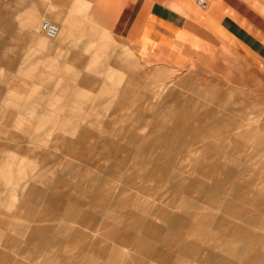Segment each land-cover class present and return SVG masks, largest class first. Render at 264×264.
Listing matches in <instances>:
<instances>
[{"label":"crops","instance_id":"1","mask_svg":"<svg viewBox=\"0 0 264 264\" xmlns=\"http://www.w3.org/2000/svg\"><path fill=\"white\" fill-rule=\"evenodd\" d=\"M81 2H87L93 7L95 16L100 18L98 24L111 38H122L130 46L138 47L140 61L161 72L164 82L177 69L208 64L212 72L218 74L214 82L223 79V73H226L225 79L228 82H234L236 73L242 72L257 80L258 85L263 84L264 0H206L205 8L199 7L196 0H15L14 5L20 6L19 10L15 9V14H22L16 18L17 21L20 20L18 27L25 30L27 35H38L36 45L39 49H49L44 39L37 34L36 24L39 18L57 11L66 13V18L71 21L73 15L69 11L80 9ZM0 23L2 28V20ZM58 27L60 31L56 38L61 37V42L65 43L71 37L72 28L69 26L71 29L66 30L59 25ZM4 28L10 30V25L5 23ZM54 48L60 49L61 46ZM0 61H4V58ZM107 80L109 82L103 83L101 92L108 93L107 99L113 103L106 109L110 111L111 125L119 129V133L123 132L116 138H127L141 151L147 140H151L149 137H139L138 129L142 126L146 125L151 129L155 126L159 128V133L163 132V136L156 135L151 140V148L156 147L155 144L161 139L163 143L168 142L174 137H169L170 134L183 131L190 139L187 143L189 161L197 165L195 169L205 172L209 178L217 179V185L224 186L220 190L221 194L217 193L216 188L203 183H186L184 177L175 173L177 169L169 174V170L162 165L168 162L166 158L170 155L171 148L164 144L154 152L155 155L150 153L154 157L152 160H145L144 155L135 156L136 164L131 169L119 171L118 174L122 177L112 174L108 177L109 172H106L101 178L97 173L90 179V187L78 190L87 199V203L83 204L77 199L66 198V192L62 190L64 176L58 170L57 160L49 161L46 154H31L35 159L29 161L27 166L24 164L14 167L15 163H11V166L10 163H0V183L7 181L10 185L6 188L10 193L18 191L17 195L21 197L18 203L10 199L13 195L1 202L8 214L2 219V224H13L21 235L19 238H9L6 243L16 246L18 254L23 253L27 257L37 258L38 255L47 253L48 264H70V259L75 258H80L79 262L82 264L86 253L101 259L99 264H193L192 261L199 255V249L183 237V231L188 228L189 223L183 220L176 226L172 224V232H169L151 221L156 217H167V212L161 205L168 196L176 201L177 193L187 215L199 210L200 204H216V208L210 207L208 212L200 215L198 222L191 228V234L198 233L205 227L214 229L232 242L240 243L239 248L229 247L232 259L240 258L241 264H264L262 256L245 255V251L258 244L264 246V236L253 232L264 224V214H260L264 209V197L262 190L258 191L254 187V184L264 182V177L258 178L253 174L251 180L241 181L237 179L243 177L238 173L240 171H234L228 164L218 162L220 155L225 153H231V157H226L228 161L238 162L232 153L247 147L246 142L239 143L240 136L247 142L251 141L255 151L264 149V126L260 129L242 125V129L236 118L222 113L231 109L228 100L232 97L230 92L225 93L222 100L215 102L217 111L201 112V104L185 101L177 105L182 111L181 117L167 119L175 114V108L169 107L166 111L155 112L149 117L161 118L159 121H147L148 116L142 114L139 108H129L134 92L123 73L114 70L108 74ZM214 95L215 90L211 91V98ZM55 99H58L59 105L53 104L48 98L47 105H51L53 109L44 112V120L56 123L63 130L66 129L63 125L71 123L73 118H60V115L65 114L66 106L60 105V98ZM127 127H133L134 133H125ZM235 128H238L235 137L226 141V133ZM75 136L72 140L69 136H56L51 141H54V146L57 144L62 154L63 147H69L64 155L79 159L87 169L92 168L90 164L98 169L90 159V149L84 147V140L94 142L91 151H94L95 144H108L106 140L101 139L99 142L86 129H77ZM80 147L86 153L80 154ZM33 167L36 168L35 173L30 174V178L24 177V173H28ZM13 173L18 175L14 176ZM134 182L141 185L134 187ZM116 187L121 193L123 190L134 193L114 196L111 192L116 191ZM171 188L173 191L169 194ZM163 189H166L165 193ZM127 204L135 208V211H128L125 207ZM96 208L107 211L98 216L93 212ZM214 209L221 213L220 217L216 216ZM86 210H91L92 213L89 233L84 231L83 215ZM249 210H253V217L248 216ZM15 215L17 217L12 221ZM30 225L31 231L22 238L25 236L23 230ZM108 240L113 242L112 245L103 250L98 247V244ZM86 241L90 245L85 246ZM124 246L142 256L136 259L129 257V251H122ZM171 251L174 253L170 254ZM200 263L218 264L210 256L203 258ZM0 264H10L9 258L0 257ZM90 264L98 263L92 261Z\"/></svg>","mask_w":264,"mask_h":264},{"label":"rangeland","instance_id":"2","mask_svg":"<svg viewBox=\"0 0 264 264\" xmlns=\"http://www.w3.org/2000/svg\"><path fill=\"white\" fill-rule=\"evenodd\" d=\"M14 1L0 0V21L2 20L0 57L4 58V61H0V163H10V166L11 163H15L14 167L24 166V164L27 166L29 161L35 159L31 154L38 156L46 154L49 161H58V170L64 176L65 184L62 190L66 192V198L77 199L84 204L87 203V199L81 196L78 190L90 187V179L97 173L101 175V178L106 172H109L108 177L111 176L110 174L122 177L118 174L119 171L131 169L136 164L135 156L144 155L145 160H152L154 157H151L150 153L154 154L159 150V147L166 144L171 148L170 155L166 158L168 162L162 166L169 170V174L177 169L178 171L175 173L184 177L186 183H203L210 188H216L217 193L221 194L220 190L224 186L217 185V179L209 178L205 172L195 169L197 165L189 161L187 143L190 139L183 131L178 130L175 134H170L169 137H174L170 138L168 142L163 143L164 141L161 139L158 143H154L156 147L151 148L153 145L151 140L163 132L159 133V128L155 126L152 129L146 125L142 126L138 129L139 137H149L148 139L151 140H147L148 142L141 151L127 138H116L123 132L119 133V129L111 125L110 111L106 107L113 101L107 99L109 95L106 92H101V87L103 83L109 82L107 79L110 72L121 71L126 80L131 83L134 92L129 108L131 110L139 108L142 114L148 116L147 121L154 122L161 118L150 119L149 117L155 112H164L169 107L175 108V114L167 119L181 117L182 111L177 105L185 101L191 104H201L199 107L201 112L217 111L218 106L215 105V102L218 99L222 100L224 94L230 92L232 97L228 100L231 109L222 113L230 114L231 118H236L243 129L242 125L247 128L264 126V80L261 81L263 84L260 86L258 81L249 77L247 73L235 72L234 82H228L225 79L226 73H223V79L214 82V78H217L218 74L213 73L212 68L207 64L189 65L177 69L164 82L161 72L155 68L147 67L140 61L138 47L130 46L122 38L118 40L111 38L109 33L100 27L98 24L100 18L95 16L93 7L87 2H81L80 9L69 11L73 15L71 21L66 18L64 12L53 11L50 16L42 15L36 24L37 34L44 39L45 45L49 49H39L40 47L36 45L38 35H27L25 30L18 27L20 20L17 21L16 18L22 14H15V9L19 10L20 6H15ZM48 19L66 30L72 28L69 40L62 43L61 37L53 40L47 39L39 29V25ZM5 23L10 25V30L4 28ZM16 34L18 36H15ZM54 46H61V48L57 49ZM221 76L220 74V78ZM213 90H215V95L211 98ZM48 98L53 104L59 103L55 98H60V105L65 104V114L60 115V118L72 116L71 123L63 125L66 129L62 130L56 123L52 124L44 120V112L53 109L51 105H47ZM109 101L111 102L109 103ZM77 129L89 130L92 135L98 138L99 142L102 139L108 143L95 144L94 151H91L94 142L90 139L84 140L86 142L84 147L90 149V159L98 169L93 168L94 165L91 164L92 168L87 169L79 159L64 155L70 149L69 147L64 146V154H62L57 144L54 146V141H51V138L61 135L69 136L71 140L75 139ZM125 129V133L128 134L134 133L133 130H135L133 127ZM155 129L156 131H154ZM237 130L238 128L228 131L225 135L226 141L232 140ZM238 140L240 144L247 143L246 149L232 153L234 157H237L238 162L228 161L226 157L231 153H225L220 155L219 164H228L234 171H240L238 173L243 177L237 179L241 181L251 180L253 174L258 178L264 177V149L255 151L252 142H247L243 136L238 137ZM228 148L231 147L228 146ZM81 149L80 154L86 153L83 148ZM35 171L36 168L33 167L23 176L30 178V174H34ZM13 175L17 176L18 174L13 173ZM163 179L167 180V178ZM8 185L10 184L7 181L0 183V257L9 258L10 264H48L49 254L44 253L38 255L37 258L27 257L23 253L18 254L16 246L6 243L9 238L21 237L18 234L19 229L12 226L13 224L10 223L8 226L2 224V219L8 214L1 202L7 201L11 195L13 196L10 199L14 202L18 203L21 200L20 195H17L18 191L10 193V190L6 188ZM132 185L138 187L141 184L134 182ZM254 187L258 191L262 190L261 193L264 197V182L254 184ZM119 188L116 187V191L112 190L111 194L122 197L126 193L129 195L134 193L127 190H123L121 193ZM170 190L169 194L173 188ZM163 191L165 193L166 189ZM175 194L176 201H172V198L168 196V199L161 205L167 212V217L163 219L156 217L151 221L165 231H171L172 224L176 226L183 220L189 223L188 228L183 231V237L199 249V255L197 254L195 260L192 261L193 264H201L200 261L206 256H210L218 264H241L240 258L232 259L231 253H229V247L239 248L241 246L239 242H232L223 234L221 235L208 227L198 233H190L193 224L198 222L200 215L208 212L210 207L216 208V204H200L199 210L187 215L184 213L185 208L183 209L180 203L181 197H178L177 193ZM186 204L188 205L189 202ZM125 207L128 211H135V208L128 204ZM214 210L216 216L220 217L221 213L216 212L217 209ZM106 211L97 210V208L93 210L98 216L104 215ZM102 212L103 214H101ZM248 212V216L253 217V210ZM262 213L264 214V209L260 214ZM15 217L17 216L15 215L12 221L16 219ZM91 218V210L84 211V231L88 233L91 232ZM30 231L31 225L26 226L23 230L25 236L22 238H25ZM128 231L133 232L130 229ZM253 232L264 236V224L255 228ZM112 243L111 240H108V242L98 244V247L103 250ZM88 244L87 241L84 242L85 246ZM158 246L159 243L156 244V247ZM122 248L123 252L129 251L128 256L131 258L136 259L142 256L135 250H129L125 246ZM165 248L167 249V247ZM245 252V255L256 254L264 257V246L258 244ZM173 253L170 252V254ZM79 261L80 258L70 259V264H81ZM82 261V264H90L92 261L99 264L102 260L86 253Z\"/></svg>","mask_w":264,"mask_h":264},{"label":"built area","instance_id":"3","mask_svg":"<svg viewBox=\"0 0 264 264\" xmlns=\"http://www.w3.org/2000/svg\"><path fill=\"white\" fill-rule=\"evenodd\" d=\"M196 3L201 8H205L207 6L206 0H196ZM39 29L49 40L55 39L60 31L58 25L54 22H50L49 20L42 21L39 25Z\"/></svg>","mask_w":264,"mask_h":264}]
</instances>
